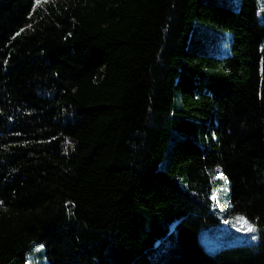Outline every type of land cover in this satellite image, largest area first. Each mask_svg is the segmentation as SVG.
Returning a JSON list of instances; mask_svg holds the SVG:
<instances>
[{
    "label": "trees",
    "instance_id": "1",
    "mask_svg": "<svg viewBox=\"0 0 264 264\" xmlns=\"http://www.w3.org/2000/svg\"><path fill=\"white\" fill-rule=\"evenodd\" d=\"M218 1L0 0V264H264V21Z\"/></svg>",
    "mask_w": 264,
    "mask_h": 264
},
{
    "label": "rangeland",
    "instance_id": "2",
    "mask_svg": "<svg viewBox=\"0 0 264 264\" xmlns=\"http://www.w3.org/2000/svg\"><path fill=\"white\" fill-rule=\"evenodd\" d=\"M39 1H43V0H37ZM218 1V0H217ZM240 0H221L218 2H222L223 4H226L228 6H231L233 8H236L237 5L239 4ZM260 7L263 10L264 8V0H260ZM259 20L260 21H264V15L259 13ZM229 50V43H225L224 45V49L222 50L221 54H225L227 53V51ZM172 142L170 143L169 148L172 145ZM169 153V150L167 152V155ZM165 162L167 160H164ZM213 171L215 172V174L213 175V182H214V192L212 195V198L214 200V205H215V210L216 213H218V215H220L222 217L223 220V224L224 226L228 227L229 229V234L225 235V236H229L227 239H224L222 234H220L219 232V228L218 227H213L212 230L213 232H215L218 235V238H221L222 240H228L230 242H234V243H241V242H257L258 240V233H257V228L251 223L249 222L246 218H244L243 216L240 215H230L229 212L227 211V209H229V203H228V198H227V186L225 182V178L223 176V174L221 173L220 169L218 166H215ZM220 172V173H219ZM241 218H243V220H246L248 222L249 225H251L255 231H247L246 229H244L241 221ZM172 236H168L167 238H165L151 253V258L155 259L157 258L164 250L165 248L170 244L171 240H172ZM215 239V238H214ZM207 245L209 246V249L211 251H214L216 249V241H212L211 238H209L208 240H206ZM38 249V248H37ZM31 259V257H30ZM41 261H35L32 262L30 261V264H41ZM28 264H29V259H28ZM42 264H49V262L47 260H44V263Z\"/></svg>",
    "mask_w": 264,
    "mask_h": 264
},
{
    "label": "snow or ice",
    "instance_id": "3",
    "mask_svg": "<svg viewBox=\"0 0 264 264\" xmlns=\"http://www.w3.org/2000/svg\"><path fill=\"white\" fill-rule=\"evenodd\" d=\"M44 2L46 3L48 2V0H44ZM240 222L242 223L244 229H246L247 231H250V232L255 231V229L251 225H249L246 220H243V218H241Z\"/></svg>",
    "mask_w": 264,
    "mask_h": 264
},
{
    "label": "crops",
    "instance_id": "4",
    "mask_svg": "<svg viewBox=\"0 0 264 264\" xmlns=\"http://www.w3.org/2000/svg\"><path fill=\"white\" fill-rule=\"evenodd\" d=\"M259 1H260V0H259ZM260 13L264 15V8H263V10H262L261 7H260Z\"/></svg>",
    "mask_w": 264,
    "mask_h": 264
}]
</instances>
